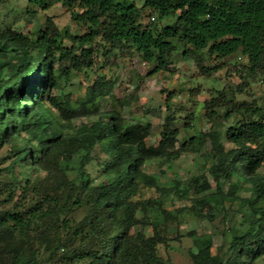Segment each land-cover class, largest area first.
I'll use <instances>...</instances> for the list:
<instances>
[{
    "label": "trees",
    "instance_id": "obj_1",
    "mask_svg": "<svg viewBox=\"0 0 264 264\" xmlns=\"http://www.w3.org/2000/svg\"><path fill=\"white\" fill-rule=\"evenodd\" d=\"M28 2L31 9L25 14L30 17L56 4L78 10L72 20L88 32L77 36L63 31L72 43L67 48L51 20L30 36L0 27V148H8L11 160L2 169L11 180L0 187V264H165L158 255V245L166 241L161 208L153 205L160 202L136 198L143 188L160 190L163 197L189 194L199 179H203L199 193L209 188L205 178L192 177L185 189L175 183L172 192L166 191L145 170L150 160L170 161L177 153L179 126L189 123L170 110L157 146H147L149 123H127L112 111L74 127L72 120L85 111L64 98L58 102L51 90L58 77L68 74L66 63L92 66V44L97 38L110 49L136 51L154 65L150 73L168 69L180 52L195 62L201 74L210 76L225 59L240 52L247 59L248 77L264 74V0H143L140 7L130 0ZM147 9L160 21H173L159 28L143 25ZM203 53L220 63L203 66ZM244 86L216 91L205 108L210 116L218 108H224L225 117L235 116L223 136L232 148L225 149L221 137L210 133L214 149L209 171L217 181L235 178L237 185H248L254 196L248 201V225L231 238L224 263L204 245L190 253L192 264H255L264 257V175L259 173L264 165V112L229 97ZM111 89L98 80L91 93L96 98L110 95ZM22 167L41 170L45 176L35 183L23 179ZM78 209L84 211L83 217L71 219ZM137 212L153 214L149 221L153 236L135 231L145 224Z\"/></svg>",
    "mask_w": 264,
    "mask_h": 264
},
{
    "label": "rangeland",
    "instance_id": "obj_2",
    "mask_svg": "<svg viewBox=\"0 0 264 264\" xmlns=\"http://www.w3.org/2000/svg\"><path fill=\"white\" fill-rule=\"evenodd\" d=\"M130 1L138 7L143 2ZM27 9H31L28 0H0V27L10 26L30 36L51 20L61 31L60 42L67 48L72 43L63 36V31L68 30L77 36L88 32L86 27H78L72 20L73 16L79 14L78 10H67L61 4H56L46 11L38 9L34 17H30L25 14ZM172 21H160L156 13L148 9L141 18L143 25L152 24L157 28ZM92 47V66L79 68L66 63L68 74L58 77L51 97L58 102L64 98V102L69 101L80 111H85L72 120L74 127L94 121L99 113L112 111L120 113L127 123H149L147 146H157L161 126L170 110L178 119L184 118L189 126H179L174 150L177 153L168 162H146L145 170L156 176L159 187H164L166 191L172 192L175 183L179 189H185L192 177L205 178L209 188L199 193L203 179L193 184L189 194L180 192L179 197L173 194L163 197L160 190L143 188L136 200H150L152 204L154 201L160 202L159 206L153 205L156 209L161 208L159 218L166 241L158 245V255L165 264H192L190 253H196L204 245H209L211 253L219 255L224 263L231 252V238L243 232L248 225V201L253 200L254 196L247 189L248 185H237L235 178L230 182L217 181L210 173V153L214 149L210 133L221 137L219 141L225 149L232 148L223 136L225 129L233 125L235 116L231 113L225 117L224 108L216 109L217 113L210 116L205 103L215 97L218 90L245 85V90L236 91L229 97L234 102L254 104L264 112V74L248 77L247 59L240 52L225 59L222 68L206 76L200 73L194 61L184 58L180 52L172 57L168 69L150 73L154 65L144 62L134 50L110 49L99 38L95 39ZM76 54H79L78 51ZM202 56L205 67L220 63V60L213 61L205 53ZM98 80L112 86L110 95L92 96L91 88ZM7 157L8 148H0V187L11 180V175L2 170L11 161ZM19 173L20 177L34 183L45 176L41 170L29 167L20 168ZM259 173L264 175V165ZM235 184L237 186L234 187ZM197 199H204L206 203L197 204ZM161 211L165 214H161ZM83 215L84 211L78 209L70 214V218L79 220ZM151 216L152 213L137 212L136 217L144 220L145 224L138 225L135 231L146 237L153 236V226L149 222L152 221ZM255 264H264V257Z\"/></svg>",
    "mask_w": 264,
    "mask_h": 264
}]
</instances>
